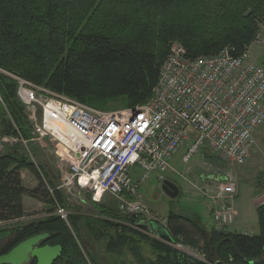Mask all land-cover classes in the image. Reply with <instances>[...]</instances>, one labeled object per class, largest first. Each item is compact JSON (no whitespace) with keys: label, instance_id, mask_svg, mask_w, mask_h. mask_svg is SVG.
I'll return each mask as SVG.
<instances>
[{"label":"trees","instance_id":"trees-1","mask_svg":"<svg viewBox=\"0 0 264 264\" xmlns=\"http://www.w3.org/2000/svg\"><path fill=\"white\" fill-rule=\"evenodd\" d=\"M209 3L218 7L217 14L207 10ZM260 24L264 0H0V67L95 108L115 100L133 107L151 96L173 41L188 57L213 55L226 46L238 55L256 39ZM15 89L0 74L1 134L19 132L29 140L30 125ZM24 169L35 174L34 188L23 185ZM24 196L62 205L60 190L45 182L35 163L17 148L9 149L0 153V221L26 215ZM97 206L96 214L70 215L69 223L75 229L82 222L93 239L105 241V251L120 259L116 264H130L125 256L133 264H205L136 229L139 215ZM256 214L258 232L252 235L204 228L175 212L166 216L165 225L174 243L197 247L201 242L209 264H264V204ZM72 230L54 215L0 229V254L48 233L41 245L62 247L53 264H96ZM143 245L153 258L144 255Z\"/></svg>","mask_w":264,"mask_h":264},{"label":"built area","instance_id":"built-area-1","mask_svg":"<svg viewBox=\"0 0 264 264\" xmlns=\"http://www.w3.org/2000/svg\"><path fill=\"white\" fill-rule=\"evenodd\" d=\"M257 42L262 44L258 36ZM234 53L226 46L213 55L188 57L182 44L172 42L147 101L115 110L89 106L1 67L0 74L15 83L30 140L48 139L58 148L57 160L66 168L60 188L84 191L96 203L112 197L119 201L120 214L157 221L142 217L146 208L137 196L151 174L160 183L166 180L170 160L181 147H186L183 163L202 147L241 165L264 124V70L250 60L248 47ZM1 140L29 142L19 132ZM213 187L207 194L211 219L223 228L234 221L236 186L225 179ZM49 214L69 224L63 205L54 203ZM30 217L0 221V226ZM135 227L145 231L138 223Z\"/></svg>","mask_w":264,"mask_h":264},{"label":"rangeland","instance_id":"rangeland-1","mask_svg":"<svg viewBox=\"0 0 264 264\" xmlns=\"http://www.w3.org/2000/svg\"><path fill=\"white\" fill-rule=\"evenodd\" d=\"M215 9L218 10L214 4L209 3L207 10L212 15L217 14ZM259 32L257 34L259 41L253 40L249 45L250 60L260 66L264 70V24H260ZM178 42V41H173ZM121 101H109L105 108H97L100 110H115L121 109ZM31 131V127H30ZM4 136L15 135H3L0 130V153L6 152L8 149L17 148L29 160L35 163L38 169L41 171L42 176L45 178V182L50 186L58 187L62 194V205L69 213L68 218L72 214L91 215L96 214L98 206L96 202H93L90 195L81 190H67L60 188L62 182V176L65 171V166L61 165L57 160L56 152L57 147H53V144L48 139L41 140H28L29 142L24 146L22 143L5 142L1 140ZM192 143V142H191ZM186 147H181L179 151L173 155L170 160L171 169L165 173V179L172 182L178 187L179 194L174 197H168L160 188V182L157 180L156 175L151 174L150 177L145 180L137 190V196L139 201L145 206V210L142 215L143 218L150 220H157L165 224L166 216L170 212H175L183 216L193 218L198 216L204 225L209 227L214 224L212 219H207L206 204L209 206V197L207 194L213 189L218 181L210 183L200 177H206L207 175L223 176L230 182H234L236 186V200L233 203L236 214L234 222L225 228L227 231L234 233L256 234L258 232L257 214L252 199L255 197L256 204H264V124L259 129V132L255 136V143L250 148L249 154L245 162L241 165H236L233 162L225 160L219 157L217 154H212L199 148L188 163L181 161V156L185 152ZM28 173H24L23 185L27 188L35 187L37 184V178L34 173L27 169ZM208 188V192H205L204 187ZM33 187V188H34ZM38 200V199H37ZM211 203V202H210ZM42 208L30 209L28 215L33 217L25 218L15 223L5 224L0 226V229H9L12 226H22L39 220L41 218L51 216L54 205L46 204ZM106 206L107 208L118 210L119 201L109 196H104L99 202V205ZM45 206V207H44ZM45 208V210L43 209ZM119 211V210H118ZM45 212L46 215L43 214ZM140 217V216H139ZM194 219V218H193ZM72 230L73 235L78 239V244L82 252L87 253L93 258L96 264H116L120 261L115 256L108 254L105 251V241H97L91 237L89 232L84 227L83 223H78L74 229L68 224ZM214 226H216L214 224ZM135 227V226H134ZM136 228V227H135ZM221 228V227H220ZM138 229V228H136ZM144 234H147L155 239H159L154 232H148L141 229ZM195 235V234H194ZM197 238V237H196ZM170 246L173 244H169ZM202 243L200 242L197 247L188 246L185 248L177 247L193 257L199 259L205 264H209L206 261V256L201 249ZM176 248V246H173ZM143 252L147 258H153V255L146 245H143ZM127 260L130 264L133 262L125 256L124 260Z\"/></svg>","mask_w":264,"mask_h":264},{"label":"water","instance_id":"water-1","mask_svg":"<svg viewBox=\"0 0 264 264\" xmlns=\"http://www.w3.org/2000/svg\"><path fill=\"white\" fill-rule=\"evenodd\" d=\"M208 178L222 181L223 176L209 175ZM161 190L170 198L178 195V187L168 180L160 183ZM138 225L147 231L154 232L163 240L173 243V239L169 234L166 226L157 221H142ZM50 234L40 233L24 239L10 249L7 253L0 255V264H24L28 258L36 260V264H53V262L60 256L62 247L59 244L40 245L44 239ZM216 264H224L218 261Z\"/></svg>","mask_w":264,"mask_h":264},{"label":"crops","instance_id":"crops-1","mask_svg":"<svg viewBox=\"0 0 264 264\" xmlns=\"http://www.w3.org/2000/svg\"><path fill=\"white\" fill-rule=\"evenodd\" d=\"M11 149H13V148H11ZM9 150V149H8ZM18 150V149H17ZM20 151V150H19ZM21 152V151H20ZM24 173H28L27 172V169H24V170H22L21 171V176H22V180H23V176H24ZM208 176L209 175H207L205 178L204 177H202V174H200V177L202 178V179H204V180H206V181H204V183L205 182H210V183H213V182H215V181H217V180H215V179H210V178H208ZM35 185H37V184H35ZM34 187V186H33ZM32 187V188H33ZM204 187V185L202 186V188ZM178 194H179V192H178ZM237 194V193H236ZM235 200H236V196H235V198H234V202H235ZM255 200H256V198L254 197L253 199H252V204L254 205V207H255V209L259 206V205H257L256 204V202H255ZM22 204H23V209H24V212H25V214L26 215H28L29 213H30V209H32V206L35 208H42V206L43 205H45L44 204V202L43 201H40V200H37L36 198H33V197H30V196H24L23 198H22ZM45 207V206H44ZM211 208H212V206H211V203L209 202V206H208V204H206V213H207V215H206V217H207V219H210L211 220ZM44 210H45V208H43ZM43 214L44 215H46L45 214V212H43ZM193 218L201 225V227H204V228H211V227H216V226H214V224H212V225H210L209 227H207V225H204L202 222H201V220H200V218L198 217V216H193ZM234 222V221H233ZM164 226H166L165 224H163Z\"/></svg>","mask_w":264,"mask_h":264},{"label":"flooded vegetation","instance_id":"flooded-vegetation-1","mask_svg":"<svg viewBox=\"0 0 264 264\" xmlns=\"http://www.w3.org/2000/svg\"><path fill=\"white\" fill-rule=\"evenodd\" d=\"M40 245H41V244H40ZM5 253H7V252H5ZM5 253H2V254H5ZM2 254H0V255H2ZM31 260H32V258H28V259L24 262V264L29 263Z\"/></svg>","mask_w":264,"mask_h":264}]
</instances>
